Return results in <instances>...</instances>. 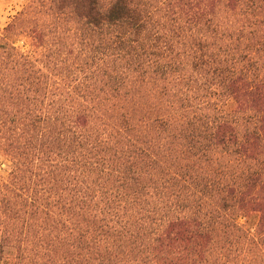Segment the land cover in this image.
I'll list each match as a JSON object with an SVG mask.
<instances>
[{"label": "trees", "instance_id": "1", "mask_svg": "<svg viewBox=\"0 0 264 264\" xmlns=\"http://www.w3.org/2000/svg\"><path fill=\"white\" fill-rule=\"evenodd\" d=\"M0 264H264V0H27Z\"/></svg>", "mask_w": 264, "mask_h": 264}, {"label": "rangeland", "instance_id": "2", "mask_svg": "<svg viewBox=\"0 0 264 264\" xmlns=\"http://www.w3.org/2000/svg\"><path fill=\"white\" fill-rule=\"evenodd\" d=\"M27 0H0V29L10 21Z\"/></svg>", "mask_w": 264, "mask_h": 264}]
</instances>
